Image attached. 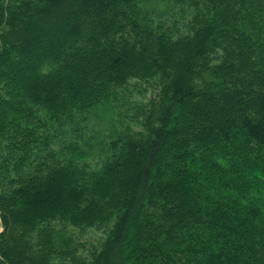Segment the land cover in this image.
<instances>
[{"label":"trees","instance_id":"1","mask_svg":"<svg viewBox=\"0 0 264 264\" xmlns=\"http://www.w3.org/2000/svg\"><path fill=\"white\" fill-rule=\"evenodd\" d=\"M132 80L142 130L93 165ZM0 217V264H264V0H0Z\"/></svg>","mask_w":264,"mask_h":264},{"label":"rangeland","instance_id":"2","mask_svg":"<svg viewBox=\"0 0 264 264\" xmlns=\"http://www.w3.org/2000/svg\"><path fill=\"white\" fill-rule=\"evenodd\" d=\"M166 3H161L160 7ZM170 8V6H169ZM128 87L117 91V96L103 100L87 113L82 125L83 139L88 143V160L95 165L104 155L109 142L126 131L142 130L143 112L156 97L155 86L132 80ZM73 131L65 138L72 139ZM56 226V227H55ZM64 235L73 237L82 244L86 254L99 249L106 239L105 233L97 228L80 229L72 226L55 225ZM3 225L0 217V233Z\"/></svg>","mask_w":264,"mask_h":264}]
</instances>
